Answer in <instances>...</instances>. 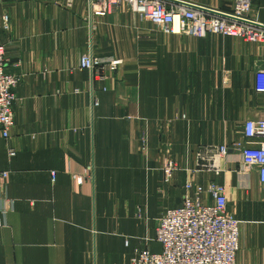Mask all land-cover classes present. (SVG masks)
I'll return each mask as SVG.
<instances>
[{"label": "crops", "instance_id": "0c3cea01", "mask_svg": "<svg viewBox=\"0 0 264 264\" xmlns=\"http://www.w3.org/2000/svg\"><path fill=\"white\" fill-rule=\"evenodd\" d=\"M250 18L264 26V0ZM0 42L20 79L10 137L0 132V264H131L137 250L160 252L158 221L190 181L225 187L237 264H264V186L237 148L245 123L264 120V40L171 33L125 3L102 14L88 0H0ZM87 54L118 69L95 77L81 67ZM221 145L231 149L219 176L198 167Z\"/></svg>", "mask_w": 264, "mask_h": 264}, {"label": "built area", "instance_id": "2783aa9c", "mask_svg": "<svg viewBox=\"0 0 264 264\" xmlns=\"http://www.w3.org/2000/svg\"><path fill=\"white\" fill-rule=\"evenodd\" d=\"M91 6L99 5L100 13H111L125 3L134 11L157 26L171 33H186L196 37L208 34L241 38L251 42L264 40V27L250 18L254 0H234L227 17L195 10L187 5L168 7L163 0H88ZM222 13V12H220ZM3 28L9 29V16L2 17ZM9 59L0 42V132L3 138L10 137L15 123L14 103L20 79L7 72ZM81 67L88 69L95 77H104L106 69L116 71L118 62L87 54L82 57ZM257 89L264 92V71L257 75ZM245 141L238 144L243 167L257 169L264 186V120H249L244 126ZM230 147H212L208 157L199 155L198 167L221 174L220 160L228 155ZM176 167L166 166L170 178ZM92 171L89 167L88 172ZM55 176V173H52ZM6 173H0L5 178ZM0 188L4 191L3 184ZM186 195L182 206L168 209L158 221L154 241L161 251L149 248L137 250L131 264H237L240 250V222L228 212L225 187L211 181L207 186L192 181L185 185ZM193 192V195L190 194ZM209 194L213 201L205 203L201 198ZM0 221V229L3 227Z\"/></svg>", "mask_w": 264, "mask_h": 264}, {"label": "water", "instance_id": "95a60500", "mask_svg": "<svg viewBox=\"0 0 264 264\" xmlns=\"http://www.w3.org/2000/svg\"><path fill=\"white\" fill-rule=\"evenodd\" d=\"M187 6L190 7V8H193L195 10H201V11H204V12L212 14V15H218V16H222V17H227V15H225L223 13H220V12H215V11H211V10H208V9L192 6V5H187ZM261 26H263V25H261Z\"/></svg>", "mask_w": 264, "mask_h": 264}, {"label": "rangeland", "instance_id": "374dc122", "mask_svg": "<svg viewBox=\"0 0 264 264\" xmlns=\"http://www.w3.org/2000/svg\"><path fill=\"white\" fill-rule=\"evenodd\" d=\"M12 152V151H11Z\"/></svg>", "mask_w": 264, "mask_h": 264}]
</instances>
